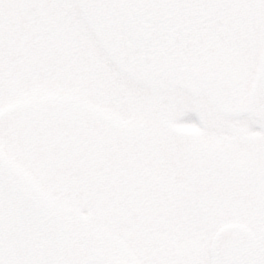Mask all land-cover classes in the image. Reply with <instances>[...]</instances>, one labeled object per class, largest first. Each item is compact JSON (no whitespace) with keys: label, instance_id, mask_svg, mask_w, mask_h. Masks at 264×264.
<instances>
[{"label":"snow or ice","instance_id":"snow-or-ice-1","mask_svg":"<svg viewBox=\"0 0 264 264\" xmlns=\"http://www.w3.org/2000/svg\"><path fill=\"white\" fill-rule=\"evenodd\" d=\"M0 264H264V0H0Z\"/></svg>","mask_w":264,"mask_h":264}]
</instances>
